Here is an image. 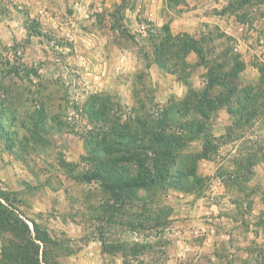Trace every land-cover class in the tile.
I'll use <instances>...</instances> for the list:
<instances>
[{
	"label": "rangeland",
	"instance_id": "374dc122",
	"mask_svg": "<svg viewBox=\"0 0 264 264\" xmlns=\"http://www.w3.org/2000/svg\"><path fill=\"white\" fill-rule=\"evenodd\" d=\"M0 196V264H264V0H0Z\"/></svg>",
	"mask_w": 264,
	"mask_h": 264
},
{
	"label": "trees",
	"instance_id": "16d2710c",
	"mask_svg": "<svg viewBox=\"0 0 264 264\" xmlns=\"http://www.w3.org/2000/svg\"><path fill=\"white\" fill-rule=\"evenodd\" d=\"M179 43H180V46H182L180 47V50L186 51L188 50L187 48H191L190 47L191 44L189 43H186L184 41H181V42L178 41V44ZM172 45L173 44L171 45L168 44L166 48L172 47ZM174 47L176 46L174 45ZM193 50H195V47L193 48ZM176 51H179V48ZM196 53L198 52L196 51ZM216 77L220 78L221 75L216 76ZM227 77H230V75L224 74L222 76V79H226ZM218 80L219 79H212V82L216 84ZM246 97L249 98L250 95H247ZM192 99H193V103H191L192 106L194 107V109H196L197 112L200 113L202 118L206 119L208 117L207 113L217 108V105L214 104V102H212L210 98L204 93L202 95H197V96L194 95L192 96ZM188 110H190L189 106H187V108L182 107L181 109L178 110V112H176V114L183 115V113ZM169 127L170 126H167L166 122H163V120L159 121L155 125H148L147 132H149L150 134L152 133V135L154 134V137H152V139L161 141L159 145L160 149L157 152V156L159 152H161V154L163 155H169L172 150V147H170L171 142H175L176 147H181L183 145L179 137H176V136L173 137L171 135V132L170 131L168 132ZM166 130L168 133L166 132ZM122 154H123V151H122ZM124 154L130 155L132 156V158L136 157L134 154H132L129 151L124 152ZM113 160H114L113 158L108 159V161H113ZM135 162H136L135 163L136 164L135 165L136 175H131L130 177L126 179H119L117 181L106 182L103 184V187L114 191L116 194H119L123 191L125 192L129 190H135L141 186H150V185H153V183L155 182L154 181L155 177H153L152 174H155L157 175L158 178H160L161 174H163V172L165 171V167H166L165 161L163 162L155 161V163H152V165H147L146 160H143V159H137L135 160ZM166 171H167V167H166ZM82 178L84 177L82 176ZM0 198L4 199L3 196H0ZM6 209H7L6 206L3 205V203L0 201V229L4 228L6 231L8 230L10 235L12 234V237L14 238H15V233L17 231L18 232L17 237L19 238V240H22V238H24L25 242L28 244L29 241L26 238H30V235H31L28 224L23 223V227H21L18 221L15 222L13 220H10V217L7 214ZM31 222H32L33 227L36 228V223L33 220H31ZM18 243H20L21 245V242H18ZM23 247H21L20 250H22ZM35 261L38 262L36 257H35Z\"/></svg>",
	"mask_w": 264,
	"mask_h": 264
}]
</instances>
